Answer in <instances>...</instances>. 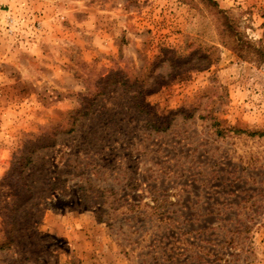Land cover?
<instances>
[{
  "label": "rangeland",
  "instance_id": "obj_1",
  "mask_svg": "<svg viewBox=\"0 0 264 264\" xmlns=\"http://www.w3.org/2000/svg\"><path fill=\"white\" fill-rule=\"evenodd\" d=\"M26 188L0 264H264V0H0V240Z\"/></svg>",
  "mask_w": 264,
  "mask_h": 264
},
{
  "label": "trees",
  "instance_id": "obj_2",
  "mask_svg": "<svg viewBox=\"0 0 264 264\" xmlns=\"http://www.w3.org/2000/svg\"><path fill=\"white\" fill-rule=\"evenodd\" d=\"M227 24H224L222 28V31H221L222 35H226L228 38L236 37V44L238 46V49L240 51H243L246 42L243 41L241 37H237V34L234 32V29L231 27L232 25L229 26L230 24L229 25ZM248 46H251L250 42L248 43ZM180 59H182L183 64L189 63L187 56H180ZM70 131H74V129L71 128L67 132H70ZM25 187H26V184H25ZM32 196L33 194L30 188H26V192L24 196L20 198L19 196H17L18 198L16 199V201L12 202V204L10 205L11 208L8 211L9 212L8 213L9 223H8L7 235H6V239L0 240V250L9 249L11 245L15 242L16 235L18 233L17 219H18V213L20 210V206L22 205L23 201L30 200Z\"/></svg>",
  "mask_w": 264,
  "mask_h": 264
}]
</instances>
